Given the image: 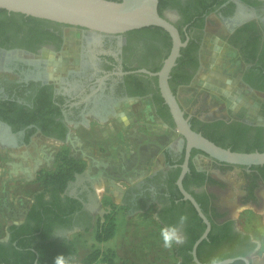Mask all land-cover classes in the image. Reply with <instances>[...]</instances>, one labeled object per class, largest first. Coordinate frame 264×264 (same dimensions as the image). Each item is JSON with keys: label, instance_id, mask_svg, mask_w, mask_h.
<instances>
[{"label": "flooded vegetation", "instance_id": "1", "mask_svg": "<svg viewBox=\"0 0 264 264\" xmlns=\"http://www.w3.org/2000/svg\"><path fill=\"white\" fill-rule=\"evenodd\" d=\"M171 1L173 6L166 8L164 15L175 23L182 39L187 41L182 47L185 48L182 53L184 55H180L183 59L181 65L180 63L178 65L179 81L191 77L190 83L201 68L206 27L212 22V17L216 16L227 29L226 44L236 52L235 60L241 67L240 82L250 90L264 93V73L260 74L258 71L255 73L254 62L248 61L250 58L260 59L262 55L264 57V0ZM4 18L8 19L0 16L1 147L32 145L33 149L38 147L37 142L40 138L62 142L67 139L74 127L93 124L92 119L101 122L105 118H111L128 100H150V113L153 118L161 120L174 131L173 127L158 115L163 109H160L154 99L158 77L143 75L145 73L139 71L130 72L160 65L170 53L169 50L171 51L172 46L169 44H163L158 39L154 46H147L128 31L119 34L100 33L48 19L16 28L3 25L1 20ZM73 28L81 33L80 39L75 43L69 42L67 36L69 30ZM65 56H68V59H65ZM252 75L253 82L248 80ZM189 83L181 82L177 87ZM170 85L172 87L171 83ZM186 112L188 111L185 110ZM243 122L249 126L264 127L261 123ZM15 125H19V128L16 129ZM261 131L264 133V129ZM181 139L182 135L165 149L166 168L149 177L136 195L135 192L129 191L126 199L132 201L137 208L147 207L154 202L159 203L160 222L164 226H168L167 222L176 225L183 236L179 245H184L191 240L195 232H198L199 220L196 215H200L198 211L197 214L194 212L190 203L184 201L186 199L177 201L175 206L170 199L169 179L178 164H171L168 161L166 151H169L175 162L179 161L183 154L185 160V147ZM203 156L207 155L197 153L193 162L199 170L206 173L204 181L199 184L191 179L190 182L192 188L206 198L204 207L208 214L202 207L205 214L213 216L210 221L214 237L208 236L204 239L202 253L209 256L235 252L242 248V242H246L245 249H249L248 257L253 264H264V258L259 262L254 258V253L262 248V242L233 215L232 208L225 206L222 194L231 192L226 182L214 174L212 168L198 167L196 160ZM207 157L212 159L213 165L220 167L226 165L210 156ZM32 160L36 166L40 164V159ZM243 171L246 181L242 186V194L235 198L236 202L242 204V208L248 207L249 204L259 207L264 190L263 173L250 167ZM35 173L37 174V171ZM77 174L60 194L59 203L61 208L62 196L63 206L68 208L76 206V209L66 222H61V215L58 216L48 210L45 217L47 220L45 234L36 232V237H32L34 240L31 239L34 243L43 245L40 244L47 257L53 258L61 254V251L68 248L66 245L70 242L75 247L67 232L92 227L94 220L92 194L97 191L89 179L80 181ZM212 177L220 182H211ZM42 192L39 190L32 197L23 220L14 224L38 223L34 217L29 219V213ZM44 199L53 204L58 201L54 190L46 193ZM47 208L50 209V205H47ZM182 216L185 217L183 222ZM11 241L12 234L8 228L7 235L0 238V242L6 243L9 252L15 255L16 249L12 248ZM37 263L38 260L35 264Z\"/></svg>", "mask_w": 264, "mask_h": 264}, {"label": "rangeland", "instance_id": "2", "mask_svg": "<svg viewBox=\"0 0 264 264\" xmlns=\"http://www.w3.org/2000/svg\"><path fill=\"white\" fill-rule=\"evenodd\" d=\"M211 21L206 27L202 66L188 85L178 88V96L184 109L207 120L224 117L228 120L237 119L264 124V117H261V115L264 116V93L250 90L240 82L241 67L235 60L236 52L225 42L228 34L227 29L216 16H213ZM67 36L69 42L75 43L80 39L81 33L73 28L69 30ZM139 101L128 100L124 102V105L129 104V106L137 108ZM141 101L140 109L147 120L151 115V103L148 99ZM250 113L255 115L252 116ZM111 118H105L101 122L98 119H92V123L102 125L110 121ZM151 123L159 130L167 127L158 119L152 120ZM173 129L177 136L181 135L177 128ZM167 132L168 134L171 133L170 131ZM37 144L38 147L47 148V151L41 152L35 157V159H40V166H36L35 162L31 161L34 169L33 178H29L27 174L18 171L17 168L10 172L7 167L10 163L18 161V153L22 149L31 148L32 145L0 146V193L2 200L3 197L7 200L9 193H12L10 194L11 197L19 198L16 193L19 190L29 191L32 198L39 190H43V175L55 173L61 168H67V160L70 157L61 140L40 138ZM196 162L199 167L212 168L214 174L226 182L227 188L231 192L222 194V196L224 195L225 206L232 208L233 215L254 234L255 238L262 242V248L254 253V258L259 262L264 258V190L259 207L249 204L248 207L242 208V204L237 203L235 198L242 194V186L246 181L243 169L236 166L222 168L219 165H213L212 159L207 156L200 157ZM103 199L105 203L101 208L97 206L92 209L94 220L90 229H75L67 232L75 243L76 253L71 257L73 264L78 263L94 249L107 247H112L113 250H111L115 252L117 264L143 263L147 257L152 255H157L153 262L156 264H163L166 259H170L171 264H181V258L178 255L176 259L174 258L173 250L172 255L166 251L163 254L161 250V246L164 244L161 230L164 226L153 217L156 210L154 207L145 214L132 217H129L131 209L126 206L121 207L118 211L124 212V218L121 217L116 220L118 222L114 236L108 241L96 240L95 234L99 222L104 221L110 211H116L114 206L109 210L104 206V204L111 203L109 195ZM0 209L2 218V222L0 221V238H4L7 235L9 225L5 221L7 214L5 206L2 204ZM180 243L174 242L172 247H178Z\"/></svg>", "mask_w": 264, "mask_h": 264}, {"label": "trees", "instance_id": "3", "mask_svg": "<svg viewBox=\"0 0 264 264\" xmlns=\"http://www.w3.org/2000/svg\"><path fill=\"white\" fill-rule=\"evenodd\" d=\"M170 5H172L171 0H159V12L162 15H164V10L168 8ZM0 16L8 17L7 20L6 18L1 20V23L3 25H10L16 28L24 24L26 25L30 23L36 24L38 22L47 21L42 18H37L19 12H10L9 10L4 8H0ZM128 33L131 35H135L139 41H143L144 44H146L147 46H154L155 41L158 39H160L163 44L166 45L169 44L170 47L173 44L170 33L163 27L157 25H151L139 29H133L128 31ZM184 51L185 48H182L181 55H184L182 54ZM168 55L169 53L167 54V56ZM182 57L183 56H180L178 58L176 66H174V68L172 69L171 78H170V83L172 84V88L176 94L178 91V87H177L178 83L181 82L189 83V81L192 79L190 77L187 78L186 80H181V81L178 80V74H177L178 65L179 63L181 65L183 59ZM248 61L254 62L253 71H255V73L256 71H258V73L260 74L261 72L264 73L263 55L262 58L260 59L250 58L248 59ZM162 65L163 62L160 65H157L156 67H152L150 69L152 71H157L162 67ZM143 75H147V74H143ZM155 78L157 79V77ZM248 80L253 82L254 81L253 75L249 77ZM256 85L257 87L262 88V86L258 84ZM154 99L156 104L160 106V109L163 108L158 113L159 117L163 118L164 121L171 127L176 128V123L172 117L168 104L165 102L160 92L159 85H157ZM185 114L187 117L188 116L190 117V121L192 122V126L195 130L202 132L205 136L212 139L219 145H222L224 147H230L231 149L236 151H246V152L255 151V150L264 151V133H262L261 131V129H264V127L262 126H249L245 122L236 119L227 120L220 118L215 120H203L197 115H193L188 112H186ZM15 128L18 129L19 125H15ZM197 153H203L209 156L202 150H199L197 148L193 149L191 155V161H190V171L186 174L184 178V185L197 198V200L199 201V203L202 205L205 212L207 213L204 207L206 198L199 195V193H197L190 184L191 179H193L199 184L203 183L206 174L204 171L199 170L195 165V163L193 162V158ZM166 154L168 161L171 164H175V163L178 164L177 167L173 169V172L169 179V184L171 189L170 199L171 202L173 203V206H175L177 205V201H181L183 198V194L177 184V180L181 173L180 164L184 161V154L182 158L177 162L172 160L169 151H166ZM67 163H68L67 168L65 169L61 168L60 171H57L55 173L43 175L42 178L44 182V187L42 190L43 192L38 196V202L32 206L31 211L29 213V219L30 217H34L37 219L38 223L35 225H31L30 223L25 222L22 224H11L8 227L12 234L11 245L12 248L16 249V254L15 255L11 254L7 247L8 245H6V243L4 242H0V264H35L37 260H38L37 264H55L56 256H54L53 258L47 257L44 254L42 247L40 246L41 243L40 244L34 243L32 241L34 240L32 237H36V232H39V234L42 235L45 234L46 221H47L45 217H47L48 210L51 213L56 214L58 216L61 215V222L63 221L66 222L70 214L76 209V206H71L70 208L63 206L64 203H62V196H61V208H60L59 206L60 194H62L63 191L66 189L69 181L75 178L76 173H80L84 171L85 165L82 162L72 158H69L67 160ZM225 164L226 165H223L222 168H231L236 166L244 170L247 167L243 165H232L227 163ZM250 168L259 169L264 176V165H252ZM210 181L213 183L220 182L219 180L213 177L211 178ZM53 190H54V195L58 199L56 204L48 202L44 199L45 194L48 192H52ZM184 201L190 203L194 212L197 214V210L193 206L191 201L190 200H184ZM47 205H50V209L47 208ZM115 216H116V211H110L106 215L105 220L99 222L98 230L95 236L98 241H107L114 236L115 228H116ZM208 216L210 220L213 217L212 215H208ZM196 217H198L199 220L198 232H195V235L186 244L178 245L177 247V255L181 258V264H197L193 259L192 248L196 240L204 232L206 224L202 220V218L198 216V214L196 215ZM167 223L168 225H172L169 222ZM212 231L209 234L210 238L214 237ZM204 242L205 240L201 242L198 247V256L199 259L203 262H213V260L219 261L225 258L236 257V256L248 257L250 253L249 249L248 250L245 249V244L247 245V243L242 242V248L239 251H235L231 253L225 252L224 254H220V255L206 256L201 251ZM66 248L67 249H65L64 251H61V254H64L66 257L72 256L76 253L74 244L72 242L67 244ZM101 257L104 260H108L110 264H117L115 260V254L111 249L103 251L100 248L94 249L76 264H96ZM230 264H246V263L243 260H236L235 262Z\"/></svg>", "mask_w": 264, "mask_h": 264}, {"label": "crops", "instance_id": "4", "mask_svg": "<svg viewBox=\"0 0 264 264\" xmlns=\"http://www.w3.org/2000/svg\"><path fill=\"white\" fill-rule=\"evenodd\" d=\"M67 57L65 56V59H68ZM139 102L137 108H133L129 104L121 106L113 113L111 120L105 124L93 123L86 127H74L67 139L61 143L67 148L70 158L85 165V169L80 172L82 175L79 178L80 181L89 179L97 191L98 195L92 198L93 208L97 206L101 208L103 203H105L103 197L109 195L111 203L108 205L104 204L106 209L109 210L114 206L116 211H118L121 207L126 206L131 209L129 217H132L145 214L154 207L156 210L153 217L164 226L158 218L159 203L154 202L147 207L137 208L132 201L126 198L127 193H130L129 191L135 192L136 195V193L141 191L149 177L166 168L165 149L178 140L179 136L170 130V127L161 130L155 128L151 123L154 119L153 115H149L146 120L144 113L140 109L142 101L140 100ZM250 115L254 116L255 114L250 113ZM122 116H126L127 119H123ZM261 117L264 116L261 115ZM167 131L171 133L168 134ZM45 151H47L45 147L27 148L21 151L18 153V161L7 166L8 171H14L17 168L18 171L27 174L29 178H33L31 161L39 153ZM16 193L19 196L20 203L14 204L11 199L5 200L4 197L2 200L0 193V206L3 204L7 214L16 222H21L31 205L32 195L26 190H19ZM123 213V211H118L115 220H119L121 217L124 218ZM1 219L0 213V221ZM100 249L105 251L112 249V247ZM161 250L163 254L166 251L169 255H172L173 250L174 258L176 259L177 246L173 248L172 245L166 247L163 244ZM156 256L147 257L143 263H126L152 264ZM163 264H171L170 259L164 260Z\"/></svg>", "mask_w": 264, "mask_h": 264}, {"label": "water", "instance_id": "5", "mask_svg": "<svg viewBox=\"0 0 264 264\" xmlns=\"http://www.w3.org/2000/svg\"><path fill=\"white\" fill-rule=\"evenodd\" d=\"M0 8L10 12H19L37 18L81 26L100 33L119 34L151 25L161 26L170 33L173 40L172 48L159 70L152 71L148 68H141L130 72L139 71L158 77L160 92L169 106L176 128L182 135V145L185 147V160L181 164L182 170L177 184L183 194V199L193 203L206 223L204 232L193 245V259L197 264H213V262L201 261L198 256L200 243L208 238L211 231V221L197 198L184 185V178L190 171L192 149L202 150L219 162L247 167L264 165V151H236L230 147L217 144L193 128L178 95L170 85L172 69L177 64L181 55V48L187 44V41L182 39L175 23L159 12V0H0ZM81 175L82 173L77 174L78 177ZM93 195L95 197L98 194L94 192ZM239 259L245 261L246 264H253L251 258L247 256L229 257L218 262L219 264H230Z\"/></svg>", "mask_w": 264, "mask_h": 264}, {"label": "clouds", "instance_id": "6", "mask_svg": "<svg viewBox=\"0 0 264 264\" xmlns=\"http://www.w3.org/2000/svg\"><path fill=\"white\" fill-rule=\"evenodd\" d=\"M123 119H127L126 116H122ZM185 217H181V222ZM161 235L166 247H170L174 242L179 243L183 240V236L180 234L179 229L176 225L165 226L161 230ZM55 264H73L71 258L66 257L64 254H59L55 258ZM213 264H219L217 260H213Z\"/></svg>", "mask_w": 264, "mask_h": 264}, {"label": "built area", "instance_id": "7", "mask_svg": "<svg viewBox=\"0 0 264 264\" xmlns=\"http://www.w3.org/2000/svg\"><path fill=\"white\" fill-rule=\"evenodd\" d=\"M10 194L12 193H9L8 197L9 199H11L14 203H18V198H14V197H11ZM5 221L8 225L10 224H14V223H17L11 216H9L8 214L5 215ZM96 264H110V262L108 260H104L102 257L97 261Z\"/></svg>", "mask_w": 264, "mask_h": 264}]
</instances>
